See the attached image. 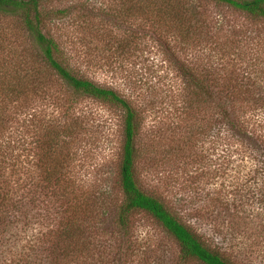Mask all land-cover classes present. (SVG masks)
I'll return each instance as SVG.
<instances>
[{
	"label": "rangeland",
	"instance_id": "rangeland-1",
	"mask_svg": "<svg viewBox=\"0 0 264 264\" xmlns=\"http://www.w3.org/2000/svg\"><path fill=\"white\" fill-rule=\"evenodd\" d=\"M41 7L66 66L138 111L142 188L236 264H264L263 157L254 148L264 134V19L217 0ZM36 51L20 19L0 14V195L12 205L0 264H199L182 262L148 213L119 224L124 111L47 74ZM225 112L254 146L237 131L228 140ZM53 140L55 154L46 149ZM79 203L66 256L54 241Z\"/></svg>",
	"mask_w": 264,
	"mask_h": 264
},
{
	"label": "trees",
	"instance_id": "trees-1",
	"mask_svg": "<svg viewBox=\"0 0 264 264\" xmlns=\"http://www.w3.org/2000/svg\"><path fill=\"white\" fill-rule=\"evenodd\" d=\"M41 1L42 0H0V14L15 16L20 19L24 30L32 39L34 46H36L37 51L35 52V57L38 63L44 66V70L47 74L61 79L78 94L93 96L102 101L115 104L124 111L123 142L119 167V183L124 195V202L118 214L119 224L122 227H126L129 214L134 211H144L151 215L175 239L179 246V255L182 262L195 261L199 264H236L231 258L225 257L218 250L212 248L195 230L180 220L178 216L165 205L163 200L148 193L142 188L137 171L140 156L137 139L141 128V118L138 111L128 100L121 97L113 89L102 87L87 78L79 77L66 66L61 59L62 52L58 43L54 38L47 36L43 31L45 18L41 7ZM217 1L228 4L252 17L264 19V0ZM169 5H171V1L167 2L166 8L169 7ZM37 70L38 69L35 70L33 76L39 74V76L42 77L40 71L37 73ZM25 89H27V86ZM25 91L24 94H26ZM194 95H196L195 99L197 104L200 102L204 105L205 99H199L198 92ZM224 116H226L225 119H227L228 135H230L228 140L234 139L236 133L232 135V137L230 133L237 131L239 134H243V142L252 143L254 146V136L247 133L248 130L242 124L244 122L240 124L239 121L234 119L236 116L232 117L230 112H228V114L225 112L223 114V117ZM252 132H254V130H252ZM257 138L258 140H255V142L259 141L260 144H256L257 146H254V148H260V155L263 157L256 161H258V165H260V169L262 170L261 181L263 182L264 188V134L258 135ZM55 141L53 140V143L46 147V149L51 150L50 152L54 154L57 153L59 149L58 143ZM260 196L264 197V189L260 193ZM10 206L12 205L7 202V199L0 195V224L3 217H5L6 208ZM71 209L73 211L71 212L72 214L70 217L68 216L65 224L62 225V228L56 233V239L54 241L56 246H59L60 249L65 252L66 256L71 253V248L73 249L71 242L74 238H72L71 241L68 239L72 237V227L78 222L76 217L80 216L82 206L79 203V207L75 205L72 206ZM83 210L84 209L81 211Z\"/></svg>",
	"mask_w": 264,
	"mask_h": 264
}]
</instances>
